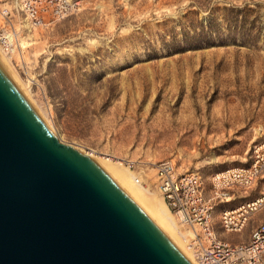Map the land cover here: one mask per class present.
Instances as JSON below:
<instances>
[{"label":"rangeland","instance_id":"obj_1","mask_svg":"<svg viewBox=\"0 0 264 264\" xmlns=\"http://www.w3.org/2000/svg\"><path fill=\"white\" fill-rule=\"evenodd\" d=\"M2 53L60 141L134 159L129 169L159 196L158 159L209 179L248 165L264 140V0H78L63 18L25 26ZM241 198L215 206L219 238L247 240L264 219L262 208L224 231L220 209Z\"/></svg>","mask_w":264,"mask_h":264},{"label":"water","instance_id":"obj_2","mask_svg":"<svg viewBox=\"0 0 264 264\" xmlns=\"http://www.w3.org/2000/svg\"><path fill=\"white\" fill-rule=\"evenodd\" d=\"M0 264H194L105 163L56 139L1 56Z\"/></svg>","mask_w":264,"mask_h":264},{"label":"built area","instance_id":"obj_3","mask_svg":"<svg viewBox=\"0 0 264 264\" xmlns=\"http://www.w3.org/2000/svg\"><path fill=\"white\" fill-rule=\"evenodd\" d=\"M78 6V0H11L9 7L0 9V47L9 51L16 40L8 33L20 34L25 25L14 26V18L29 19L31 25H44L63 18ZM138 169L134 159H125ZM157 188L178 222L198 228L196 245L199 264H263L264 219L255 223L247 240L231 242L219 238L214 225L213 211L218 203L240 196L257 186L258 192L219 211V224L224 231L238 232L251 216L264 208V140L252 145L251 160L246 166L228 167L214 172L206 179L199 171H178L174 161L161 158L153 163ZM138 176L135 180L138 181Z\"/></svg>","mask_w":264,"mask_h":264},{"label":"bare ground","instance_id":"obj_4","mask_svg":"<svg viewBox=\"0 0 264 264\" xmlns=\"http://www.w3.org/2000/svg\"><path fill=\"white\" fill-rule=\"evenodd\" d=\"M16 1V0H15ZM20 18L21 25H25L26 27H36V25H31V21L29 19ZM15 26V25H14ZM41 26V25H38ZM8 39L13 37V41L17 39V35L14 36L12 33H8ZM14 47V46H13ZM13 49V48H12ZM11 49V50H12ZM3 50V49H2ZM0 49V56L7 65V67L11 70L13 75L16 77L18 82L20 83L17 75L10 67L8 58L4 56ZM10 50V52H11ZM5 51V50H3ZM6 53H10L9 51H5ZM21 84V83H20ZM22 86V85H21ZM46 121V120H45ZM47 122V121H46ZM52 132L54 133L56 139L60 141L56 131L52 128L51 124H49ZM62 142V141H60ZM63 143V142H62ZM84 155L95 156L103 163L107 165V167L116 175V177L132 192V194L145 206V208L153 215V217L161 224V226L169 233V235L177 242V244L185 251V253L190 257L194 264H199L198 262V253H197V245H196V234L198 228L192 227L190 225H186L184 223L178 222L181 226L187 228V230H182L177 222L172 218L171 214H174L169 207L167 206L164 198L154 193L145 183L138 178V181L135 180V174L129 169V165L126 166L122 164L119 159L112 160L107 156L100 155L97 153H93V151H83ZM172 160V158H169ZM159 160V159H158ZM173 161V160H172ZM126 162V161H125ZM127 163V162H126ZM154 169V168H153ZM156 186V184H155ZM158 189V188H157ZM160 192V191H159ZM175 215V214H174ZM177 219V215H175ZM178 221V219H177Z\"/></svg>","mask_w":264,"mask_h":264},{"label":"crops","instance_id":"obj_5","mask_svg":"<svg viewBox=\"0 0 264 264\" xmlns=\"http://www.w3.org/2000/svg\"><path fill=\"white\" fill-rule=\"evenodd\" d=\"M258 187L257 186H254L252 187L253 190V193H250V192H245V193H242L239 197H242L238 202H240L241 200H245V199H249V198H252L253 196H255L258 192ZM249 193V194H248ZM236 205V204H235ZM234 206V205H233ZM231 207V206H230Z\"/></svg>","mask_w":264,"mask_h":264}]
</instances>
